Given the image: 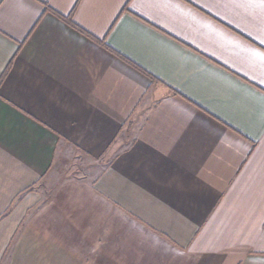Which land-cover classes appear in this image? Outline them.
Listing matches in <instances>:
<instances>
[{
	"label": "crops",
	"instance_id": "1",
	"mask_svg": "<svg viewBox=\"0 0 264 264\" xmlns=\"http://www.w3.org/2000/svg\"><path fill=\"white\" fill-rule=\"evenodd\" d=\"M0 264H264V3L0 0Z\"/></svg>",
	"mask_w": 264,
	"mask_h": 264
},
{
	"label": "snow or ice",
	"instance_id": "2",
	"mask_svg": "<svg viewBox=\"0 0 264 264\" xmlns=\"http://www.w3.org/2000/svg\"><path fill=\"white\" fill-rule=\"evenodd\" d=\"M260 3H264V0H260Z\"/></svg>",
	"mask_w": 264,
	"mask_h": 264
}]
</instances>
